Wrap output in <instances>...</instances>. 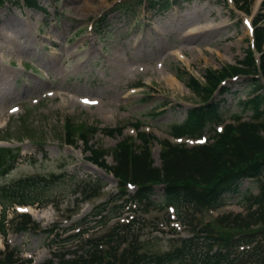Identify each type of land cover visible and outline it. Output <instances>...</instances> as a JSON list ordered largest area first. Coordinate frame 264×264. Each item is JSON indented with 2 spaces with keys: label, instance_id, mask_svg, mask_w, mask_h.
Masks as SVG:
<instances>
[{
  "label": "rangeland",
  "instance_id": "1",
  "mask_svg": "<svg viewBox=\"0 0 264 264\" xmlns=\"http://www.w3.org/2000/svg\"><path fill=\"white\" fill-rule=\"evenodd\" d=\"M137 1L36 0L38 8L32 9L24 0L0 4V147L20 152L13 170L0 176V186L28 176L62 175L40 204L30 207L37 230L18 231L15 207L5 211L0 250L6 242L29 264L52 257L51 240L42 230L53 225L60 234L74 224L94 227L88 231L93 238L112 225L119 231L130 228L140 251L163 254L172 250L177 238L190 236L188 224L209 221L215 226L217 217L246 212L237 196L228 197V205L216 212L178 206L175 215L163 203L161 185L150 206L133 199L132 188L118 198L117 181L88 161L84 144H64L66 121L78 128H121V135L98 131L91 138V145L110 152L125 137L136 136L135 124L138 131L188 148L202 143L204 139L175 140L170 135L173 125L187 119L189 108L201 103L177 76L188 74L202 81L206 71L244 60L252 41L244 22L256 20L262 0H247L249 15L238 12L232 0H191L163 10L158 0ZM262 23L264 19L257 25ZM232 82L228 92L215 94L220 115L227 121L234 114L249 119L250 112L242 113L238 105L247 99L248 89ZM203 133L211 140L208 128ZM159 148L152 145L156 166ZM106 163L113 164L112 156ZM95 183L102 190L84 199L78 187ZM253 186L247 181L241 190L257 195ZM101 204L105 210L99 220L92 214ZM85 218L88 223L83 225ZM242 232L234 229L232 236Z\"/></svg>",
  "mask_w": 264,
  "mask_h": 264
},
{
  "label": "trees",
  "instance_id": "2",
  "mask_svg": "<svg viewBox=\"0 0 264 264\" xmlns=\"http://www.w3.org/2000/svg\"><path fill=\"white\" fill-rule=\"evenodd\" d=\"M158 1L159 8L163 10L172 4L179 5L191 0ZM2 2L0 0V4ZM234 4L239 10L249 13L247 0H234ZM25 5L30 9L38 8L35 0H25ZM261 5L263 10L264 1ZM256 17V23L261 22L264 14L259 13ZM254 28V49L261 53L259 65L256 64L253 50L249 48L246 57L239 63L240 67L227 66L220 71H206L203 83L186 73L183 75L185 79L178 75L186 87L201 99L202 104L189 108L187 119L179 125H173L170 128L171 134L178 138H198L208 128L211 142L188 148L158 140L160 166L156 167L151 152L152 140L155 138L149 133L138 132L137 140L125 137L112 152L95 144L91 145V138L98 131L111 137L115 133L121 135V128H78L66 121L63 133L66 145L78 147V143L84 144L85 151L89 153L87 159L117 180L120 193L118 198L125 194V185L130 183L136 187L133 197L150 206L155 188L161 185L165 205L215 211L226 206L228 197L238 196L241 198L240 203L246 206L245 215L229 213L217 217L215 226L211 222L202 226L195 225L190 229V237L180 238L172 250L163 254L140 251V244L132 237L134 234L130 228L120 233L114 226L107 234L82 241V235L87 229H91L85 228L74 235L51 241V244L70 246L65 249L66 252L53 251L52 258L43 264H264L261 245L264 242V24ZM233 76L243 77L232 83L247 87V99L240 101L238 105L242 113L249 111L251 116L246 120L240 114H234L233 123L223 125V130L217 132L215 126L223 124V117L220 115V104L215 94L228 92V79ZM225 79L228 81L222 85L221 82ZM134 127L137 128L138 124ZM109 155L113 158L112 166L106 163ZM19 159L18 150L0 148V176H6L12 171ZM61 177L62 175L53 174L48 177L28 176L1 185V233H5L3 221L8 207L40 204L41 196L50 186L60 182ZM247 181L254 184L257 195H252L249 190H241ZM102 188L95 183L83 184L78 190L84 199H90L97 196ZM102 207L103 205L95 207L92 216L101 215L105 210ZM16 218V229L20 232L34 230L37 226L27 214H20ZM83 222L86 223L85 220ZM188 226L191 227L192 223ZM234 229L243 232L232 236ZM67 231L69 229L64 230V233ZM52 232L53 230L44 231L47 237ZM75 241L79 245L74 247ZM250 245L253 246L250 251L236 255L239 247ZM72 246L73 249L70 248ZM17 253V250L7 247L6 251L0 252V264H23L22 260L16 258Z\"/></svg>",
  "mask_w": 264,
  "mask_h": 264
},
{
  "label": "bare ground",
  "instance_id": "3",
  "mask_svg": "<svg viewBox=\"0 0 264 264\" xmlns=\"http://www.w3.org/2000/svg\"><path fill=\"white\" fill-rule=\"evenodd\" d=\"M187 40V39H186ZM171 84H173V81L170 79L169 80ZM30 209V208H29ZM29 209H26V211H29Z\"/></svg>",
  "mask_w": 264,
  "mask_h": 264
},
{
  "label": "snow or ice",
  "instance_id": "4",
  "mask_svg": "<svg viewBox=\"0 0 264 264\" xmlns=\"http://www.w3.org/2000/svg\"><path fill=\"white\" fill-rule=\"evenodd\" d=\"M87 102V101H86ZM202 142V141H201Z\"/></svg>",
  "mask_w": 264,
  "mask_h": 264
}]
</instances>
